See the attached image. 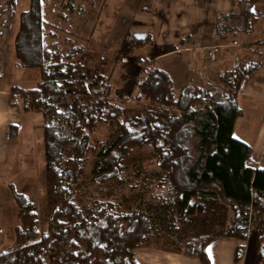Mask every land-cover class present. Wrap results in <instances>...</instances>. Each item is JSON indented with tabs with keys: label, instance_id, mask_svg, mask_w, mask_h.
I'll return each mask as SVG.
<instances>
[{
	"label": "trees",
	"instance_id": "obj_1",
	"mask_svg": "<svg viewBox=\"0 0 264 264\" xmlns=\"http://www.w3.org/2000/svg\"><path fill=\"white\" fill-rule=\"evenodd\" d=\"M239 1L236 12L214 17L215 35H246L264 16V8L254 9L264 0ZM8 3L12 7L14 0ZM65 8L71 11V3ZM51 12L49 0H29L19 12L14 57L19 66L36 68L39 82L29 90L11 88L24 111H39L44 120L43 226L34 199L11 186L17 206L13 245L0 251V264H139L134 249L163 238L169 248L176 246L199 264H210L208 244L219 238L246 240L247 224L256 233L258 264L263 263L264 169L251 160L250 146L231 135L241 112L239 84L258 62L243 60L219 72L216 84L191 82L176 91L168 73L150 63L135 84L131 97L136 106L131 107L111 99L110 77L102 70L105 58L85 55L84 44L70 36L60 38L58 26L48 21ZM149 39L146 33L142 39L131 35L125 45L131 50ZM245 46L256 57L264 54V40ZM120 55L118 51L114 58L122 62ZM104 124H113V139H92ZM9 132L15 134L14 125ZM135 148H149L157 167L140 179L126 167ZM88 175L100 193L83 201L82 181ZM126 192L137 202L124 206ZM207 200L226 208L227 224L176 241L180 225L205 215ZM243 250V244L235 246V262Z\"/></svg>",
	"mask_w": 264,
	"mask_h": 264
},
{
	"label": "rangeland",
	"instance_id": "obj_2",
	"mask_svg": "<svg viewBox=\"0 0 264 264\" xmlns=\"http://www.w3.org/2000/svg\"><path fill=\"white\" fill-rule=\"evenodd\" d=\"M49 1L52 5V12L49 13L50 19L48 21L54 22L58 26L60 38L70 36L74 42L84 44L86 47L85 55L98 54L105 58L106 63L102 70L110 77V97L116 103L131 107L136 106L131 96L134 94L135 84L139 80L142 70L150 63L168 73L175 91L185 82L198 83L200 81L202 85L217 83L216 78L213 76L205 80L196 79L197 69L193 66L190 53L175 51L162 55L161 58L158 57L160 59H153L157 53L167 49L169 44L157 45L152 41L151 36L146 43L127 50L125 44L133 31H139L142 25L139 24L140 22H132L129 19L130 13H128L127 7H130V5L125 6L122 4L124 0ZM66 2L71 3V11L65 8ZM28 3L29 0L22 1L21 9H26ZM263 8L264 4L254 5L257 12L262 11ZM59 14L65 15V18H57L56 15ZM262 23L263 17H260L254 31L248 36L241 35L242 39H238V36L235 35L232 38L230 37L228 41L222 42L225 46L221 50L228 48L225 51L227 53L232 52L234 55L219 62L222 71L233 68L241 60L255 59L253 55L248 53L245 44L256 40H264ZM252 37L257 38L252 41H245ZM233 39H236L239 44H232ZM210 44L213 43L198 48L197 55L207 59L203 50ZM118 51L121 52L120 56L123 58V63L121 60L114 58ZM137 56L138 60L136 59ZM20 115V123L16 125V136L11 140L13 145L9 146L6 158H2L0 161V251L13 245V226L16 223L17 206L12 198V187L14 190L24 192L34 199L38 213V224L39 227L43 226L45 182L42 124L44 120L39 111L25 112L20 110ZM112 126L113 124L100 125L93 133L92 139L108 138L112 140L115 136V134L109 135ZM8 145L9 143L6 142V147ZM150 152L149 148H135L126 159L127 170L138 172L134 179H140L145 172L157 169L154 157ZM90 164L91 161L88 158L85 166L86 173L90 168ZM90 182L89 175L82 181V185L85 186L81 193L83 201H87L90 193L95 195L100 193L99 190L95 189L96 186ZM2 187L3 189H1ZM141 192L143 193V191ZM141 199L144 202L151 201V198L145 196H142ZM121 200L124 206L137 202L136 196L128 192L121 197ZM206 203L205 215L191 218L186 224L179 226L178 233L174 235L176 241H179L183 236L216 232L227 224L230 215L227 213L226 208L217 201L207 200ZM248 226L247 224L248 236L246 240H239L244 245L242 257L238 262L232 260L234 264H258L259 262L255 243L256 233L252 226ZM169 247V242L163 238L152 245L135 248L134 253L140 264H177L182 260L179 258L187 257L181 254L176 246ZM261 264H264V260Z\"/></svg>",
	"mask_w": 264,
	"mask_h": 264
},
{
	"label": "crops",
	"instance_id": "obj_3",
	"mask_svg": "<svg viewBox=\"0 0 264 264\" xmlns=\"http://www.w3.org/2000/svg\"><path fill=\"white\" fill-rule=\"evenodd\" d=\"M22 1L26 0H14L10 7L8 0H0V161L6 158L9 146L13 145L11 140L16 136V125L20 123V110L24 111L20 96L11 92V88L29 90L39 82L37 69L19 66L13 53V37L17 30L19 12L22 11ZM122 4L130 5L127 7L129 19L142 25L139 31L133 33L149 34L157 45L181 42V47L173 51L164 49L153 59H160V56L175 51L190 53L193 66L197 69V80H205L211 76L218 80V74L222 71L219 62L234 56L232 52L227 53L226 48L220 50L216 59L211 61L199 57L197 51L209 43H222L230 39L215 35L212 22L217 14L236 12L239 0H124ZM260 17H263L264 30V16ZM236 36L242 39L241 35ZM245 47L255 57L254 61L258 62V66L243 77L239 84L236 103L241 112L234 120L231 135L250 146L251 160L256 167L264 169V54L256 57L249 47ZM184 84L186 82L182 85ZM195 84L202 85L200 81ZM13 125L15 134L10 135V126ZM6 142L9 143L7 147ZM238 244L241 242L234 238H219L209 243L206 250L210 264H234L233 250ZM179 259L182 260L177 264H199L193 258Z\"/></svg>",
	"mask_w": 264,
	"mask_h": 264
},
{
	"label": "built area",
	"instance_id": "obj_4",
	"mask_svg": "<svg viewBox=\"0 0 264 264\" xmlns=\"http://www.w3.org/2000/svg\"><path fill=\"white\" fill-rule=\"evenodd\" d=\"M231 42L232 44H237V45L239 44L236 39H233ZM223 46H225L223 43L210 44L209 46H206L204 48L203 53L208 60L213 61L216 59L218 52L221 50V48H223Z\"/></svg>",
	"mask_w": 264,
	"mask_h": 264
},
{
	"label": "water",
	"instance_id": "obj_5",
	"mask_svg": "<svg viewBox=\"0 0 264 264\" xmlns=\"http://www.w3.org/2000/svg\"><path fill=\"white\" fill-rule=\"evenodd\" d=\"M132 35H133V37L135 39H142V38H144L145 33H143V32H134Z\"/></svg>",
	"mask_w": 264,
	"mask_h": 264
}]
</instances>
